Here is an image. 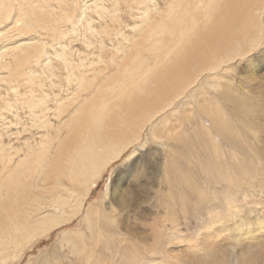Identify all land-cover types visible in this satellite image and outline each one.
<instances>
[{
	"label": "rangeland",
	"instance_id": "374dc122",
	"mask_svg": "<svg viewBox=\"0 0 264 264\" xmlns=\"http://www.w3.org/2000/svg\"><path fill=\"white\" fill-rule=\"evenodd\" d=\"M27 1L23 6L24 12L30 14L31 8L39 9L46 18V22L49 21V25L48 29L43 30L40 36L38 28H30L28 31L26 30L28 33L23 31V35L19 36L21 32L18 27L15 28L16 31L9 30L7 38L0 37V248L4 249L1 254L4 258L0 264H54L53 261L56 257L61 252L65 253L59 247L60 236L63 232L74 231L80 235L84 227L83 216H86L89 206L93 207L92 219H95L100 213L110 217L107 223L111 225L113 231L117 229V219H125L124 225L127 224L128 229L131 224L134 227L138 225L139 230L150 235L154 229H157L158 232H162L172 240L179 239L181 244L178 246V253L190 256L188 261L182 259L178 261L170 257L156 255L154 256L156 264H166V262L169 264H241V259L237 254L243 251L241 242H233L229 239L227 241L226 239L230 230L234 228L233 222L236 220L254 223L258 218L264 217V158L261 161V157L264 156H262V152L260 153V147L264 148V129H261L262 131L258 129L255 137L256 142L253 146L249 147L251 141L248 142L249 144L247 143L248 145L246 143L242 145L247 149L246 154L248 155H243L245 150L238 155V158L243 161L242 165L248 168H246L248 170L246 181L233 179V171L230 167L232 162L224 159L228 165L222 183H233V187L243 188L246 192L235 191L233 200L231 202L225 200L222 207L218 205L216 199H213L208 189L204 190L207 193L199 192L198 185L200 184L198 183L203 182L205 173L202 175L198 171L195 175L191 174L190 180L186 177L185 179L181 178L179 182H177L176 176L181 171L174 169L171 175L168 173L167 160L163 159L165 151L162 146H158L156 139L147 136L148 126V130L141 132L138 141L132 142L137 134L133 135L132 143L129 145H133V147L129 151L112 162L102 173L100 172L98 186L92 187V193L85 202L86 212L83 216L80 215L75 219L70 226L43 233L42 227L52 224V221H42L29 227L22 220V210H17L19 200L25 199L29 194L52 205L53 195L62 193L71 201V208L67 209V215H70L76 202L73 197L69 198L71 194L65 188H69L72 183L76 185V191L79 193L85 194L87 189V186L81 184L77 179V171L74 170L76 173H73L72 170L76 167L74 168L75 164L70 161V159H76L74 150L81 145V138L88 131L85 126H80L79 122L89 120L98 122L99 118L108 122L110 117L117 116L119 106L127 101V98L142 92L136 88L122 89L123 85L130 86L137 75L143 74L148 69L156 68L159 71L163 69L166 65L164 62L169 63L163 54L170 52L172 48V52L175 51V53L177 51L179 54L186 52L188 44L184 45L182 42L181 31L188 30L193 34L196 24H198L197 31H200V34L207 33L213 27L216 15L223 5L228 3V0L212 2L204 0V4H208L209 8H212L207 12L208 14L194 10L189 13L187 19L183 18L174 21V23H171L168 16L172 5L178 6L187 0ZM9 2V12L13 21H6V24L0 27L1 29L5 25L13 23L19 14L21 7L19 0H9ZM174 11H179L178 7ZM192 17L196 18V24L190 22ZM186 23L189 24L186 26ZM252 24L260 25L264 33V9L259 12ZM151 29L155 32L148 40V32ZM157 41H162L158 50L163 53L162 55L154 53L151 48L156 45ZM27 42L36 44L39 42L42 44H39L40 47L45 44L41 50L44 53L41 52L35 58L31 55L25 60V51L22 50L27 47L21 45ZM261 43H264V34ZM17 46L20 47L16 48ZM262 50L263 48L258 49V52L255 51L243 57L246 58L253 54L249 57H254L253 61L257 70L254 82L246 80L243 73L247 69L243 61L237 60L228 67L222 68L220 73L225 77H221V79L223 78L221 82L222 84L227 83L228 79L235 96L249 98L253 101L254 95L259 93L260 89H257H264V68L262 69L264 54L261 52ZM64 51L71 52L72 71L63 68V62L56 56L58 52ZM132 56H136L137 62L142 66H138L136 61L131 58ZM91 65L93 66L91 67ZM232 66L233 69H230ZM135 68V74H127L128 70ZM200 82L203 84L200 85ZM82 84L86 88L84 91L80 90ZM222 84H219V89H222ZM210 86H218L217 78L210 73H204L194 85V90L201 95L206 93L207 97L213 93L219 96V100L222 102L220 104L233 107L230 102L220 96L222 90L213 91ZM143 88L145 89V87ZM243 90L247 92L245 93ZM195 98L194 100H197ZM182 99L185 101L187 97ZM260 99L255 101H258V106L264 107V94ZM191 100L193 103L194 100L190 99L189 101ZM173 119L174 117H170V120ZM140 122L137 120V125L141 124ZM261 122H264V114L260 118ZM249 134L252 135V132ZM143 145L144 147L141 148ZM151 145L153 149L149 147ZM134 149L135 153L131 156ZM229 149L234 148L226 147L222 152L227 154ZM45 155L50 159H46ZM248 158L259 159L261 161V166H259L262 169L255 168L256 164H251V160L249 161ZM175 166L180 168L176 163ZM201 166V163L195 161L194 164H189L188 168L201 170ZM206 170H208L207 167ZM242 173L243 170L234 176H242ZM201 177L203 178L201 179ZM29 183H39L40 185L64 183L68 187L59 188L60 192L54 189L48 190V193L44 194L40 189L33 190L32 184L28 185ZM119 183L137 191L133 204H140L141 199L144 201L135 213L136 215L128 214L126 211L121 212L119 209L116 211L117 206L112 201L115 192L113 186L115 187ZM169 183H190L184 185L185 189L189 191L183 190L182 197L184 196L183 198L186 199L184 205L177 197L179 191L175 188L171 189L172 186ZM107 192L109 194L106 199ZM129 192L130 190L125 193L129 194ZM166 192L168 195H165ZM227 195L229 196V193ZM177 201L179 202L177 203ZM206 201H209L208 204L200 205L197 210L199 202ZM105 207H112L114 213L110 214L105 211ZM235 210H239V214L226 222L228 231L221 232L219 224L215 225L216 228L215 226L211 228L216 233L213 240L215 246L226 248L228 256L221 258L216 254L210 262H205L202 259L209 257L200 246V240L203 238L199 236H203L209 231L204 228L205 222L209 220L210 215L211 217L214 215L229 216ZM50 214L54 215V211L48 206L46 213L40 214L39 220L45 219ZM200 219L203 222H198ZM14 224H19L23 229L15 231ZM124 234H127L128 242L124 252L128 258L122 256V260H117L120 257L117 255L113 257L116 262H106L107 264H129L130 246L134 247L140 256L150 258L136 239L131 238L128 233ZM261 250L256 246L255 249L252 248L251 259L256 257ZM66 251L68 250L66 249ZM261 254L258 264H264V252ZM66 258L64 263L60 264H69L72 259ZM101 264L104 263L101 262Z\"/></svg>",
	"mask_w": 264,
	"mask_h": 264
},
{
	"label": "bare ground",
	"instance_id": "6f19581e",
	"mask_svg": "<svg viewBox=\"0 0 264 264\" xmlns=\"http://www.w3.org/2000/svg\"><path fill=\"white\" fill-rule=\"evenodd\" d=\"M25 1L28 2L27 0H19V5H21V7L18 17H16L14 22L10 25H5L3 29L0 28V37L7 38L8 31L12 29L15 30V28L18 27H20L21 32L19 36H22L23 31H28L30 28H38L39 36L43 30L48 29L49 21L46 22V18L39 9L31 8L30 14L24 12L23 6ZM212 1L214 0H211V2ZM9 6V0H0V27L6 24V21L13 19L9 12ZM177 7L179 11L175 12L174 10ZM211 9L212 8H209L208 4H204V0H187L185 3L178 6L172 5V10L168 13V16L169 19H171V23H174V21H179L183 18L187 19L191 11L196 10L201 11L202 14H206ZM263 9L264 0H228V3H225L220 12L216 15L213 27L205 34H200V31H197V20L195 17H192V21L190 22L196 24L193 34L188 32V30L181 31L182 42L184 45L188 44V49L183 54L177 53L178 51L176 53L173 51V53V48L170 52L163 54L158 51L162 41L155 42L156 45L151 47L152 50H154V53L163 54L169 63L164 62L166 65L163 69H160V71L156 68L153 70L148 69V71L143 74L137 75L130 86L124 84L122 87V89L126 87L131 89L136 88L142 92L127 98V101L119 106L118 115L110 117L108 122H104L102 118H99L98 122L94 120L79 122L80 126H85L88 131L87 134L81 138V145L74 150L76 159H70V161L75 164L73 167H76L72 170L73 173H76L74 170L77 171V179L81 184L86 185L87 189L85 190V194L79 193L76 191V185L72 183L69 188H65L66 191L71 194L69 198L72 199L73 197L76 202L71 214L67 215V209L71 208V201L62 193L53 195L52 205H48V203L40 200L35 195L29 194L25 199L21 198L19 200L20 203L17 205V210H22L23 222L31 227L42 221H52V224L42 227L43 233L47 231H56L68 225L70 226L75 219L80 215L83 216L86 212L85 202L88 200L90 193H92V187L98 186L99 175H101L102 171L112 162L118 160L125 152L129 151L133 147V145H129L134 141H138L141 132L148 130V126L149 130L147 136L156 139L158 146H162L165 151L163 159L167 160L166 167L168 173L171 175L174 169L181 171V173L176 176L177 182H179L181 178L185 179L186 177L190 180L192 177L191 174L195 175L198 171H200L202 175L205 173V181L202 180L203 182L198 183L200 184L198 185V190L200 193H207V191L204 192V190L208 189L213 199H216L218 205L221 207L225 200L230 202L233 200L235 191L245 193L246 191L243 188L236 189L233 187V183H222L228 165L225 163L224 159L232 162L230 167L233 171V179L247 180L248 168L242 165L243 161L238 158V155L244 152V150H247L242 145L251 141L250 144L248 143L249 147L253 146L256 142L255 137L258 129H264V122L260 123V118L264 114V107L261 105L258 106L257 104V102L261 100L260 98H263L264 89H257L260 90L258 94L254 95L253 101L249 98L235 96L228 79L226 80L227 83L222 84L221 80H223L225 76H222L220 72L223 67H228L231 63L233 64L237 60H240L244 62L247 69L243 73L246 80L248 82H254L256 80L257 70L254 65L255 62L253 61L254 57H249L253 54H250L246 58L243 57L258 49L261 50L262 48L263 50L261 52L264 54V43H261L264 34L263 29L260 25L252 24V21ZM207 17L209 19V16ZM187 24L189 23H186V26ZM154 32L153 29L148 32V40H150ZM31 41H33V39ZM39 44L42 45L39 42L38 44L27 42L21 45L29 48H26L27 50H22L25 51V60L31 55L35 58L36 55L43 52L41 50H43L42 48L45 44L42 47H40ZM19 47L20 46H17L16 48ZM13 49L15 50V48ZM56 56L63 62V68L72 71L71 52H58ZM131 58L136 61L138 66H142L137 62L136 56H132ZM92 66L93 65H91V67ZM263 68L264 66L262 69ZM230 69H233V66L230 67ZM135 70L136 68L128 70L127 74H135ZM204 73H210L213 77L217 78L218 86L210 87L213 91L222 90L220 96L225 98L227 102H230L233 106L232 108L220 104L222 102H220L219 96L213 93H210V97H207L206 93L203 95L199 92L196 93L194 85L200 80ZM221 77L223 78L221 79ZM220 83L222 84V89L218 88ZM199 84L202 85L203 82ZM143 87H145V89ZM85 89L86 88L82 84L80 90L84 91ZM243 91L245 93L247 92L246 90ZM183 97H187V100L184 101L182 99ZM194 98L197 100H194ZM190 99L194 100L193 103L192 100L189 101ZM168 116L174 117V119L170 120ZM137 120H140L141 124L137 125ZM135 131L137 133H134ZM251 132L252 135L249 134ZM135 134H137V136L131 142ZM77 137L78 133L75 135L76 139ZM143 147L144 145L141 148ZM149 147L153 149L152 145ZM226 147L234 149H229L226 154L222 152ZM152 149L150 150V155ZM247 152L248 151H246L245 154L243 153V155H248L246 154ZM261 152L262 156H264L263 147H260V153ZM134 153L135 149L133 153H131V156ZM193 154L195 155L194 157ZM44 157L50 159V157L46 155ZM262 158L264 157H261V161L263 160ZM248 160H251V164H256L255 168H259V170L262 169L259 159L248 158ZM195 161L201 163V170L188 168V165L194 164ZM175 163L179 165L180 168H176ZM206 167L208 170H206ZM242 170V176H234V174L236 175ZM202 178L203 177H201V179ZM31 184L32 183H29L28 185ZM169 184L173 187H170L171 189L175 188L179 191L177 192L179 193L177 197L184 205L186 199L183 198L184 196L182 197L184 194L183 190L188 191L185 189L184 185L190 183ZM31 187L34 188L33 190L40 189L44 194H47L48 190L54 189L60 192L59 188L68 186H65L64 183H48L46 185L35 183L32 184ZM113 190H115V192L112 201L113 204L117 206L116 211L119 209L121 212L126 211L128 214L136 215L135 213L142 205L141 203L144 202L141 199L142 202L140 204H133L136 200L134 195L137 191H135L134 188L123 186L122 183L117 184L115 187L113 186ZM128 190H130V192L126 194L125 192ZM227 193H229V196ZM108 194L107 192L106 199ZM165 195H168V193L166 192ZM177 197L175 198L177 199ZM235 201L234 199V202ZM178 202L179 201H177V203ZM208 202L209 201L203 203L199 202L200 204H198L197 210L200 205H207ZM232 204L235 205V203ZM48 206L53 209L54 215L50 214L46 216L45 219L39 220L40 214L46 213V208ZM101 206L104 207L102 204ZM229 207L232 206L229 205ZM92 208L91 206L87 207L86 216H83L84 227L80 235L74 231L71 233L63 232L60 236L59 247L61 251L65 253L63 254L61 252L53 261L54 264L64 263V260L67 259L66 257L72 259L69 264H101V262L105 264L111 261L116 262V260H113V257L117 255H120L117 260H122V256L128 258L124 252L125 245L128 242L126 239L127 234L124 233H128L131 238L136 239L151 258L140 256L134 250V247L132 248L130 246L129 264H153L155 261L154 256L156 255L170 257L178 261L181 259L183 261L190 260V256L184 255V253L183 255L178 253V246L181 244L179 239L176 238V240H172L166 237L162 232H158L157 229H154L152 235H150L147 232L139 230L138 225L134 227L133 224H131V227L129 226L130 229H128L127 224L124 225L126 222L125 219L119 220L117 218V229L113 231L111 225L107 223L110 217H106L104 213H100L95 219H92ZM105 211L110 214L114 213L112 207H105ZM213 212L214 211H212V213ZM207 214L209 215V213ZM237 214H239V210L233 211L229 216L214 215L211 217L210 215L209 220L205 222V226L203 225L204 228H207L209 231H207L205 235L203 234V236L199 235L203 238L200 240V246L209 257H207L208 259L202 260L210 262L212 257L216 254L221 258L228 256L226 254V252H228V250H225L226 248L222 249L215 246L213 240L216 237V233L214 230H211V228L219 224V230L221 232L225 230L228 231L226 222L237 217ZM200 221L201 219L198 222ZM233 223L234 228L231 230L229 229L230 234L227 236L226 240L228 241L229 239V241L241 242L240 244L243 251L237 253L241 259V264H250L251 262V264H258L261 260V253L264 252V217L258 218L254 223L243 220L241 222L236 220ZM13 227L15 231H21L23 229L19 224H14ZM175 241H177V243H174ZM255 246L262 250L258 253L259 256L257 255L251 259V249H255ZM66 249L68 251H66ZM3 250V248H0V261L4 258V256L1 255L3 254ZM228 254L230 255V253ZM154 264H156V262H154ZM166 264H169V262H166Z\"/></svg>",
	"mask_w": 264,
	"mask_h": 264
}]
</instances>
